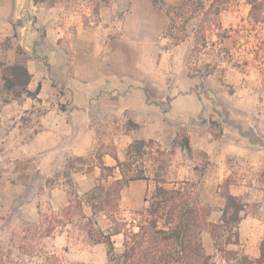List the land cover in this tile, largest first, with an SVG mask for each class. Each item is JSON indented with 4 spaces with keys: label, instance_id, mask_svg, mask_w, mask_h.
I'll list each match as a JSON object with an SVG mask.
<instances>
[{
    "label": "crops",
    "instance_id": "1",
    "mask_svg": "<svg viewBox=\"0 0 264 264\" xmlns=\"http://www.w3.org/2000/svg\"><path fill=\"white\" fill-rule=\"evenodd\" d=\"M166 30V12L152 0H0V221L24 190L46 188L48 178L69 159L87 157L110 130L114 155L103 154L102 165L90 170L71 171L80 195L96 186L101 166L114 168L112 179H120L116 163L125 161L128 146L152 141L166 159L161 175L158 167L129 182L120 205L128 199L144 211L154 180L192 184L194 201L218 228L215 238L209 229L201 233L204 254L215 264H255L264 248V99H245L237 90L221 102V114L195 93L161 86L169 75L170 55L161 47ZM13 65L26 68V91L38 90L35 97H15L4 87L2 73ZM126 123L134 128L102 126ZM178 132L186 146L176 141ZM26 163L37 173L28 183L20 167ZM66 194L54 184L56 209ZM228 198L240 206L235 224L228 223ZM111 240L120 254L123 234ZM104 256L79 264H107V251Z\"/></svg>",
    "mask_w": 264,
    "mask_h": 264
},
{
    "label": "rangeland",
    "instance_id": "2",
    "mask_svg": "<svg viewBox=\"0 0 264 264\" xmlns=\"http://www.w3.org/2000/svg\"><path fill=\"white\" fill-rule=\"evenodd\" d=\"M183 1L152 0V4L165 11L167 16V30L164 34L168 42L161 44V47L168 50L170 55L169 75H166V81L161 86L169 82L176 89L195 93L200 100L210 103L214 109L218 107L216 110L222 111L221 114L224 111L221 102L230 100L231 94L237 90L243 94L242 98L247 99L248 95H253L255 100H263L264 23L254 25L250 22V6L245 0H230V4L219 15L220 29H215L209 27V24L201 25L199 16L189 19L191 16L187 8H180ZM223 33L221 38L217 37ZM228 71L230 72L227 73ZM3 82L5 87L4 79ZM243 85L245 87L241 88ZM249 85H257V88H250V91ZM8 91L14 96L21 89L14 87ZM102 126L116 129L122 126L128 131L134 128L131 123ZM109 131L103 130L106 135L100 138V142L87 157L69 159L64 171L54 173L48 178L46 188H28L22 194V201L14 202L7 216L0 221V264H79L90 263L94 259L106 260L104 252L107 248H92L94 243L88 237V231L92 229L96 239L100 237L101 232L109 230L110 221L103 214L92 216L85 205L82 208L77 207V197L82 199L84 195L78 193L76 183L71 178V171L90 170L94 165H102L103 154L114 155L116 149L109 140L114 132L108 133ZM176 141L183 146L186 141L185 134L178 132ZM165 160L162 153H156V146L151 145L144 150L143 156L131 161V169H143L145 175L151 177L154 171L161 167L156 172L161 175ZM20 167L26 170V183L30 178L37 176V173L29 170L31 164L26 163V168L23 165ZM111 173L101 172V176L106 178ZM107 181L112 182L113 179L109 177ZM54 184L63 186L68 198V201L63 198V204L57 209L56 204L51 202ZM154 186L155 183L152 182L146 198L150 197ZM67 202L69 204H66ZM133 204L134 202L128 199L125 207L118 202L115 217L124 222L126 228L141 223L144 217V211L135 210ZM69 206L71 209L67 211ZM80 215L86 218H81ZM58 216L61 224H53V217ZM53 226H57L53 231L55 235L44 237L47 229ZM56 235L59 238L53 240ZM239 264L249 263L242 260Z\"/></svg>",
    "mask_w": 264,
    "mask_h": 264
},
{
    "label": "trees",
    "instance_id": "3",
    "mask_svg": "<svg viewBox=\"0 0 264 264\" xmlns=\"http://www.w3.org/2000/svg\"><path fill=\"white\" fill-rule=\"evenodd\" d=\"M245 1L250 6V22L254 25L263 24L264 0ZM229 4L230 0H184L180 8H187L191 16L189 19L199 16L201 25L209 24V27L220 29L219 15ZM223 35L224 33L217 37L221 38ZM3 79L6 89H21L15 97L21 93L35 97L38 92L26 91L29 75L24 66L8 67L3 73ZM151 145H154L152 141H135L130 144L126 150V161L116 163L121 178L108 182L109 177L113 178L112 173L106 178L102 175L96 186L82 199L77 197L78 208L85 205L92 216L103 214L110 221L111 227L107 232H101L100 237L95 239L90 229L88 237L94 243L106 245L107 264H215L213 257L204 254L200 236L204 230L209 229L215 238L218 228L208 223V209L194 201L192 184L182 183L167 187L161 181L154 180L153 192L149 198L144 199L147 206L142 222L126 228L124 222L116 219L120 191L131 181L146 179L143 169H131V161L143 156L144 150ZM186 145L185 141L183 146ZM156 153H161L157 147ZM113 169L101 166L102 173L112 172ZM70 206L67 211H70ZM227 208L230 210L228 223L235 224L238 221L236 213L240 206L232 198H228ZM80 217L86 218L84 215ZM53 218V224H61L59 216ZM56 228L57 226H53L47 229L44 237H50ZM118 234H123V250L120 254H115L111 237ZM216 246H219L217 241ZM255 264H264L263 246L260 258Z\"/></svg>",
    "mask_w": 264,
    "mask_h": 264
}]
</instances>
